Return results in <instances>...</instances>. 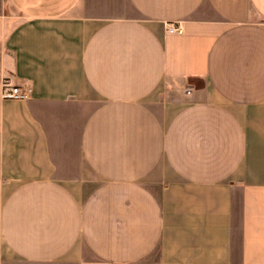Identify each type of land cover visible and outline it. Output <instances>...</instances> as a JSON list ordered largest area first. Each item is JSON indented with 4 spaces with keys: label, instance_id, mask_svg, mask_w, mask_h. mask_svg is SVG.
Wrapping results in <instances>:
<instances>
[{
    "label": "crops",
    "instance_id": "1",
    "mask_svg": "<svg viewBox=\"0 0 264 264\" xmlns=\"http://www.w3.org/2000/svg\"><path fill=\"white\" fill-rule=\"evenodd\" d=\"M0 264H264V0H0Z\"/></svg>",
    "mask_w": 264,
    "mask_h": 264
},
{
    "label": "built area",
    "instance_id": "2",
    "mask_svg": "<svg viewBox=\"0 0 264 264\" xmlns=\"http://www.w3.org/2000/svg\"><path fill=\"white\" fill-rule=\"evenodd\" d=\"M169 31L170 33H175V34L183 33V29L181 26H170ZM187 92L188 94L190 93L189 90ZM27 97H28L27 92L19 86H13V87L10 86L9 89L5 92V98H8V99L24 100Z\"/></svg>",
    "mask_w": 264,
    "mask_h": 264
}]
</instances>
